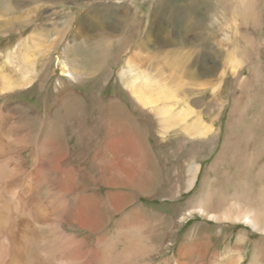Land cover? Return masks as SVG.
I'll use <instances>...</instances> for the list:
<instances>
[{
    "label": "bare ground",
    "instance_id": "obj_1",
    "mask_svg": "<svg viewBox=\"0 0 264 264\" xmlns=\"http://www.w3.org/2000/svg\"><path fill=\"white\" fill-rule=\"evenodd\" d=\"M71 1L83 4L79 10L91 4L79 22L87 34L54 80L47 35L56 31L55 44L64 41L75 13L67 11L63 27L56 19L68 1L0 0V264H264V38L251 41L255 55L228 54L217 88L207 79L212 123L200 115L182 128L209 138V179L198 183L202 167L194 165L183 188L166 187L156 178L146 140L134 137L131 113L112 98L106 106L97 99L98 115L89 117V126L85 99L76 89L119 57L142 18L134 8L112 12L118 20L105 19L102 12L125 5L117 0ZM162 2H153L154 11ZM235 4L244 7L243 0ZM258 7V0L249 2L248 11L245 6L252 27L262 20ZM154 27L147 37L157 43ZM107 29L119 33L118 48ZM127 64L120 72L124 92L134 109L154 113L160 133L174 131L195 113H175L159 75ZM209 69L207 75H217L218 69ZM27 94L40 106L21 98ZM220 115L224 119L215 128ZM187 192L183 208L171 215L139 202L160 196L174 202ZM194 214L202 222L180 236Z\"/></svg>",
    "mask_w": 264,
    "mask_h": 264
},
{
    "label": "rangeland",
    "instance_id": "obj_2",
    "mask_svg": "<svg viewBox=\"0 0 264 264\" xmlns=\"http://www.w3.org/2000/svg\"><path fill=\"white\" fill-rule=\"evenodd\" d=\"M67 1V8L59 14L56 23L59 27L65 26L69 15L67 11L72 9L76 17L74 24L67 31L64 41L60 42L61 45L55 44L60 36L58 32L51 30L47 35V42L51 45L47 52L50 58L49 67H51L49 72L54 80L62 75V67L68 63L67 59L72 56L75 48L82 44L83 37L87 34L79 22L82 14L91 4H86L84 8L79 10L83 4L77 5L79 3ZM105 1L110 2L109 0ZM154 1L156 0H117L118 3L122 4L123 2L125 5L120 6V8L115 6L111 12L110 9L108 12H102L105 19L118 20L113 18L114 13L123 14L135 8L133 11L138 18H142V24L137 30V34L133 33L129 36L130 41L125 48L119 50V57L115 58L116 60H112V58L104 72L98 71L96 73L99 77L80 84L76 89L78 94H81L85 99V107L89 113L88 118L93 117L95 119L98 115V110L93 107V103L97 99H100L104 106L109 104L110 98L121 103L133 118L134 137H138L143 142L146 140L145 142L150 148L151 157L155 159V166L153 167L157 168L154 170L156 171V178H159L160 183L166 187L183 188L191 174L189 169L194 165L202 167L201 172L197 175L196 181L198 183L203 178L209 179L212 147L209 138L189 135L182 128L186 122L190 123L195 119V116L200 115L204 123H212L209 102L213 98V91L207 83V79H214L215 86L218 87L220 83L218 76L221 73L219 71L227 66L226 62L230 52H233L231 55L239 56L244 54L246 56L255 55L251 41L257 42L261 37L264 38V0H258L259 7L257 10L262 12V20L256 27L249 24L245 14L249 8V2L253 0H243L244 7L236 6L235 0H229L228 3L224 4L219 0H209L211 6L201 0H162L164 2L156 11L153 9ZM126 3L131 4V10ZM124 6L125 8H123ZM245 6L247 11H245ZM50 12L51 10L44 11L43 15L47 16ZM136 15L133 17L136 18ZM122 21L125 30H129L128 19L123 17ZM51 22L49 20L46 23L48 30L52 28ZM151 26H155L154 33L159 36L157 43L148 41L147 34ZM107 30L115 35L112 43H115L114 45L118 48L119 38L117 34L119 33L113 29ZM88 33L92 32L88 30ZM97 33L95 32V34ZM27 34L28 32L24 36ZM18 43L19 41L15 42L16 45ZM66 49H69V53ZM64 51H66V56L62 53ZM59 58L60 62L58 61ZM129 60L135 65H142V68L148 67L152 69V73L159 75L162 84L161 92L166 96V102H169L171 110L178 114L191 110L195 113H190L185 119L187 121H181L174 131L166 134L160 133L159 122L154 113H150L148 109L143 111L134 109L128 94L124 92L125 87L121 80L123 76L120 75V72L122 69L127 70ZM262 61L264 62V56ZM213 67L218 69L215 71L217 75H207L206 70L208 71L209 68L212 69ZM245 71L242 74L249 75V73L245 74ZM251 79L254 83L252 76ZM232 85L233 87L236 86V80L232 82ZM31 97V94H27L26 96L22 95L21 98L40 106L41 103L34 98L31 99ZM34 97L38 98V95ZM217 113L214 114L217 115ZM90 118L87 121L89 126L93 122ZM223 119L224 117L221 115L218 117L215 128L222 123ZM99 131L101 136L104 133V128L100 127ZM189 195V192L183 193L177 196L178 200L174 202L168 197L161 196L157 198L141 197L139 202L154 210L161 211V215H171L172 212H177L183 208ZM202 220L194 214L191 221H188L189 223H184L180 236L185 230L193 228L192 225L194 226ZM211 222L213 221L209 220V222L205 221L202 224H211Z\"/></svg>",
    "mask_w": 264,
    "mask_h": 264
}]
</instances>
